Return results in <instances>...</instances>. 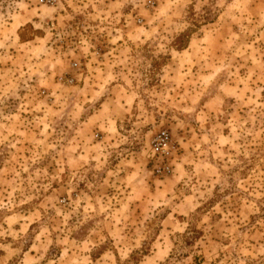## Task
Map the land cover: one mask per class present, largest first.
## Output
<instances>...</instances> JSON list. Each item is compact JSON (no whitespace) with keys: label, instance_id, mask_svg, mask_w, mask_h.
<instances>
[{"label":"rangeland","instance_id":"374dc122","mask_svg":"<svg viewBox=\"0 0 264 264\" xmlns=\"http://www.w3.org/2000/svg\"><path fill=\"white\" fill-rule=\"evenodd\" d=\"M17 222L5 264H264V0H0Z\"/></svg>","mask_w":264,"mask_h":264},{"label":"crops","instance_id":"0c3cea01","mask_svg":"<svg viewBox=\"0 0 264 264\" xmlns=\"http://www.w3.org/2000/svg\"><path fill=\"white\" fill-rule=\"evenodd\" d=\"M10 220H14V215H7L4 219V222L8 223V221ZM24 228V225L20 224L19 222L6 224L4 226L0 225V235H2L3 233H7L5 237L11 238V240L0 239V264H5V262L8 263L9 260H11L14 251L16 250V248H18L17 243H15L13 239L18 237L20 233L25 230ZM39 245L41 247V242ZM37 261L38 258L36 257V255H32L30 252H28L23 254L22 258L17 264H35L37 263Z\"/></svg>","mask_w":264,"mask_h":264},{"label":"built area","instance_id":"2783aa9c","mask_svg":"<svg viewBox=\"0 0 264 264\" xmlns=\"http://www.w3.org/2000/svg\"><path fill=\"white\" fill-rule=\"evenodd\" d=\"M38 3L53 6L57 3V0H38ZM73 67H76V65L74 64ZM72 82L73 79L71 77L58 78V83L60 84H71ZM170 149V137L165 131L155 135L150 150V156L154 159L153 170L155 174L162 176L170 172L169 166L163 163V159L168 155ZM160 160L161 162H159Z\"/></svg>","mask_w":264,"mask_h":264}]
</instances>
